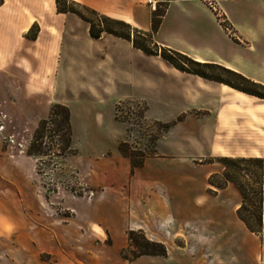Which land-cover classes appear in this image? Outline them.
Here are the masks:
<instances>
[{
    "label": "crops",
    "instance_id": "obj_1",
    "mask_svg": "<svg viewBox=\"0 0 264 264\" xmlns=\"http://www.w3.org/2000/svg\"><path fill=\"white\" fill-rule=\"evenodd\" d=\"M69 1L123 20L143 33L151 32L152 14L164 6L153 34L159 46L198 62L218 64L264 85V0ZM210 6L224 14L235 37L224 33ZM3 18L12 19L8 23ZM76 20L83 21L75 13L58 12L55 0H0V96L6 100L5 108L26 112L32 118L40 112L35 98L45 95L52 78L56 82L64 45L76 26H82ZM31 29L34 38L28 35ZM85 29L88 34V25ZM93 40L106 43L96 56L107 61V69L93 78L95 93L143 98L148 120H176L156 141L154 155L132 175L129 159L119 153L117 144L105 159L107 172H100L104 166L101 159L90 157L98 149L88 147L91 170L98 172H83L95 195L82 206L89 217L80 218L87 227L79 236L119 239L113 227L121 226L123 210H127V231L140 229L150 240L167 242L166 255H142L130 262L116 254L119 245L113 244L102 251L97 264H264L259 235L249 232L236 216L239 191L228 184L213 196L203 194L202 178L198 183L191 163L194 154L202 155V144L209 148L204 155L246 154L243 146L257 138L258 119L264 111L253 100L259 98L180 71L160 56L146 55L130 41L112 34ZM52 46L55 52L50 53ZM25 49L32 54H26ZM52 62L56 65L51 77ZM197 112L201 114L194 115ZM179 116L182 119L178 120ZM89 137L97 138L94 134ZM210 165V171L216 172L217 166ZM17 189L12 183L0 185V225L22 221ZM178 231L183 233V245L176 242L182 237ZM26 232L34 240V222L29 218ZM42 250L54 253L49 245ZM60 256H53L57 264H79L73 252L71 258Z\"/></svg>",
    "mask_w": 264,
    "mask_h": 264
},
{
    "label": "rangeland",
    "instance_id": "obj_2",
    "mask_svg": "<svg viewBox=\"0 0 264 264\" xmlns=\"http://www.w3.org/2000/svg\"><path fill=\"white\" fill-rule=\"evenodd\" d=\"M163 8L164 6L157 7L154 12L159 14L163 12ZM11 19L3 18L8 23ZM76 24L82 26H76L72 38L64 45L56 82L52 78L45 95L35 98L40 109L35 118L28 116L26 112L16 113L9 107L5 108L6 100L0 96V122L4 126L0 131V185L12 183L17 186L19 214L22 218L20 223L0 225V264H38L40 261L57 264L53 258L54 254L71 258L72 252L78 256L79 264H97L102 259V251L113 244L119 245L116 254L122 260L130 262L142 256H134L140 250L134 242H140L142 237L162 244L167 254V242L150 240L140 229L127 231L124 226L127 210H123L121 226L118 229L113 227L119 239L113 241L110 235L103 241L91 240L86 235L79 236L80 231L85 233L87 227L84 222H80V218L89 217L86 216L89 212L84 211L82 206L84 203L89 204L90 197L95 195L89 178L84 177L83 172H98L96 168L91 170L86 153L88 147L98 149L90 157L101 159L104 166H101L100 172H107L105 159L111 154V147L125 141L130 150H142L152 156L155 153L156 141L171 126L165 130L162 125L166 123L148 120L145 117L147 105L143 98L110 97L97 91L98 95L95 93L93 88L97 87V84L93 78H98L99 74L107 69L106 59L97 58L96 52L104 49L106 43L90 39L85 22L76 20ZM33 33L34 29H31L28 35L32 36ZM31 51L25 49L26 54L31 55ZM53 52L55 49L52 46L50 53ZM98 63L104 65L100 64L97 68ZM55 65L54 62L49 65L51 77ZM47 100L50 101L49 104L46 103ZM253 100L257 105L264 107V100ZM54 103L67 106L70 111L69 149H64L66 131L60 114L48 121L43 128L39 127L40 121L48 117L50 107ZM260 113L258 136L251 138L253 141L243 146L246 154L229 157L264 158V117L261 116L264 111ZM200 114L197 112L194 115ZM177 119H182V116ZM167 123L175 124L176 120ZM89 134H94L97 138L94 140ZM194 142L197 143L196 140ZM208 149L207 144H202V155L194 154L191 163L197 182L200 183L202 178L203 194L213 196L219 190L214 185L221 182L223 169L215 159L224 156L211 155L210 152L204 155ZM210 164L217 166L216 172L210 171ZM114 169L111 165L110 170L113 172ZM28 218L34 222V240L27 236ZM129 234L133 240H129ZM177 234L182 237L176 242L183 245V233L178 231ZM259 239L260 258L264 261L263 227ZM45 245H49L54 253L42 250Z\"/></svg>",
    "mask_w": 264,
    "mask_h": 264
},
{
    "label": "trees",
    "instance_id": "obj_3",
    "mask_svg": "<svg viewBox=\"0 0 264 264\" xmlns=\"http://www.w3.org/2000/svg\"><path fill=\"white\" fill-rule=\"evenodd\" d=\"M55 3L58 12L75 13L87 23L88 34L92 39H98L103 34H112L130 41L134 48L139 49L146 55L160 56L180 71L225 84L235 90L264 100V85L218 64L198 62L185 54L159 46L153 40V34L158 29L162 12L159 14L153 12L151 32L143 33L123 20L103 16L84 5L72 3L69 0H55ZM34 37L35 35H32V38ZM59 114L62 117V125H64L66 131L64 149H69L71 124L70 111L67 106L60 103L52 104L48 117L40 121L39 127L43 128L48 121ZM173 124L166 123L162 127L167 130ZM117 148L122 156L129 159L131 175L135 169L143 165L147 157L151 156L150 154H145L142 150H130L125 141L119 142ZM215 161L223 167L220 175L221 182L217 185H214L211 181H208V183L214 185L217 189H222L228 184H233L237 187L241 202L236 209V216L249 232L259 235L263 227L264 158L257 156H224L216 158ZM129 240H133L131 234H129ZM134 244L140 249L134 255L135 257L138 255L163 256L166 254L165 247L162 244L146 240L144 237H142L140 242L136 240Z\"/></svg>",
    "mask_w": 264,
    "mask_h": 264
},
{
    "label": "built area",
    "instance_id": "obj_4",
    "mask_svg": "<svg viewBox=\"0 0 264 264\" xmlns=\"http://www.w3.org/2000/svg\"><path fill=\"white\" fill-rule=\"evenodd\" d=\"M210 8L214 12V17L217 19V21H218L220 27L222 28V30L224 31V33H226L230 37H235V33H234L233 29H232V26L226 20L224 14L220 10L215 8V6H210ZM0 107H1V105H0ZM0 114H1V112H0ZM3 128H4V126L0 122V131L3 130Z\"/></svg>",
    "mask_w": 264,
    "mask_h": 264
}]
</instances>
